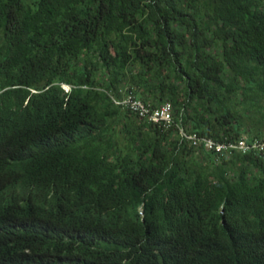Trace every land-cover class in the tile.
Returning a JSON list of instances; mask_svg holds the SVG:
<instances>
[{"label":"trees","instance_id":"obj_1","mask_svg":"<svg viewBox=\"0 0 264 264\" xmlns=\"http://www.w3.org/2000/svg\"><path fill=\"white\" fill-rule=\"evenodd\" d=\"M242 142L264 143V0H0V264H264Z\"/></svg>","mask_w":264,"mask_h":264},{"label":"built area","instance_id":"obj_2","mask_svg":"<svg viewBox=\"0 0 264 264\" xmlns=\"http://www.w3.org/2000/svg\"><path fill=\"white\" fill-rule=\"evenodd\" d=\"M122 104H124L126 107L130 108L132 111L136 112L139 114L140 117L142 118H148L150 121L156 122V123H162V125L165 128H169L173 125L174 121V116H173V110L171 104L167 103L164 106H162L159 109L151 110L148 107H146L142 102L140 101H135L131 99L125 100ZM183 135L187 137V139L191 140L194 145H199L200 142L205 143V147L208 150H213L215 149L217 153H222L224 152L227 148H233L232 146H226V145H217L211 140H203L198 138L197 135H192V136H187L183 130L181 131ZM264 147V143L260 144L257 142L254 146H249L245 143H240L239 146H234L236 149H240L243 152H246L250 149L253 148H258V147Z\"/></svg>","mask_w":264,"mask_h":264}]
</instances>
